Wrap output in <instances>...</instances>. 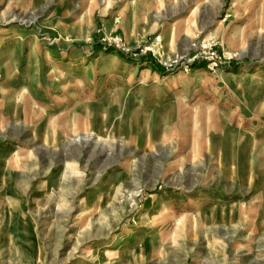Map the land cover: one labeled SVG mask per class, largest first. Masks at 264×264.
<instances>
[{"label":"rangeland","instance_id":"obj_1","mask_svg":"<svg viewBox=\"0 0 264 264\" xmlns=\"http://www.w3.org/2000/svg\"><path fill=\"white\" fill-rule=\"evenodd\" d=\"M0 264H264V0H0Z\"/></svg>","mask_w":264,"mask_h":264}]
</instances>
